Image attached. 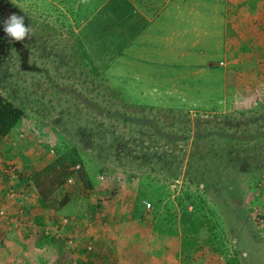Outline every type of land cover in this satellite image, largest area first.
Returning a JSON list of instances; mask_svg holds the SVG:
<instances>
[{"label":"rangeland","instance_id":"374dc122","mask_svg":"<svg viewBox=\"0 0 264 264\" xmlns=\"http://www.w3.org/2000/svg\"><path fill=\"white\" fill-rule=\"evenodd\" d=\"M1 2L31 32L12 41L8 16L0 27V94L24 109L0 145V204L37 223L41 197L71 201L44 226L61 253L14 246L11 264H116L124 242L163 251L161 264H264V0H226L228 61L185 76L173 61L175 90L96 56L85 24L102 0ZM23 215L12 232L29 233Z\"/></svg>","mask_w":264,"mask_h":264},{"label":"crops","instance_id":"0c3cea01","mask_svg":"<svg viewBox=\"0 0 264 264\" xmlns=\"http://www.w3.org/2000/svg\"><path fill=\"white\" fill-rule=\"evenodd\" d=\"M225 9L226 0H102L99 7L91 13L89 27L86 24L85 26L90 35V41L100 44V48L97 50L100 53L97 54L92 48L93 52L98 58L110 60L114 58L122 76L132 73L133 75L144 74L146 77L156 73L148 78L153 77L155 81L169 82L170 84L166 88L175 90L179 87L173 83L176 79L174 77L176 72L178 74L182 72L181 74L184 76L198 75L201 71L211 73L214 61L218 60V63L228 61L229 52L226 47V39L229 33L226 31ZM100 12H103L104 18H107L109 13H118L114 25H108L105 28L104 20H96L95 16ZM173 61L183 62L175 70L176 72L170 73L167 66L172 65ZM153 67H156L157 70ZM180 80L182 79L178 81ZM151 89H155V86ZM14 135L15 133L10 134L9 132L0 145ZM43 199L41 197L38 203ZM70 202L64 204L57 211L62 212L63 208L68 209ZM16 207L8 206L13 215L18 208ZM30 209L38 210L39 207ZM50 211L48 207L38 212L29 210L32 217L36 213L40 215L41 221L40 224L34 221V225H29L31 227L29 233L22 229L18 233L12 232L11 222H0V259L3 258L0 262L11 264L10 262L16 259L13 254L14 246H16L15 254L20 258L35 256L36 253L31 245H36L39 251L43 250L41 254H45L48 246L51 247L54 254L61 253L59 251H61L62 245L51 240L43 230L44 226H48L45 225L48 221L54 223L58 220L51 217ZM25 212V219L30 220L28 212L26 210ZM27 217L29 218L27 219ZM125 232L128 237L131 235L126 229ZM54 244L57 245L52 246ZM39 246L41 247L39 248ZM136 249L131 244L127 245L124 242V247L116 252V264L164 263L165 253L163 251V253L151 252L152 254L144 255ZM36 256L41 257L40 254Z\"/></svg>","mask_w":264,"mask_h":264},{"label":"trees","instance_id":"16d2710c","mask_svg":"<svg viewBox=\"0 0 264 264\" xmlns=\"http://www.w3.org/2000/svg\"><path fill=\"white\" fill-rule=\"evenodd\" d=\"M23 114L24 109L21 105L16 104L14 101L0 94V143L10 132L11 128L23 117ZM68 200L69 197L67 192H64L60 197H47L40 202V211H42V209L45 207H51L55 209L59 208L60 206L62 207L68 202ZM136 201H139V197H137ZM39 217L40 215H37L36 213V222L40 223L41 221ZM194 230H196V226L194 227Z\"/></svg>","mask_w":264,"mask_h":264},{"label":"built area","instance_id":"2783aa9c","mask_svg":"<svg viewBox=\"0 0 264 264\" xmlns=\"http://www.w3.org/2000/svg\"><path fill=\"white\" fill-rule=\"evenodd\" d=\"M18 168H19L18 165H16V164H11V165L6 166V167L4 168V170L7 171L8 174L11 175V177H15V176L18 174V170H20V169H18ZM67 181H68V182H72L73 179H72L71 177H69V178L67 179ZM24 193H25V192L15 193L13 190H11V191H9L8 195H9L10 197H16V198H19V199H23L24 197H26V195H25ZM144 202L146 203L147 207L150 206V202H148V201H144ZM24 212H25V209H24L22 206H19V207L16 209L15 213H14L15 215H13V212H11L5 204H0V222H2V221H8V222H11V223L14 224V225H17V224L20 223V222L17 221V220H20L21 217L25 216V215H23ZM16 216H17V217H16ZM19 217H20V218H19ZM18 218H19V219H18ZM16 219H17V220H16ZM58 222H59V223H67V222H68V219H67V217H63V218L61 217V218L59 219ZM26 224L29 226V225H32L33 222H32L31 220H26ZM33 225H34V224H33ZM54 227H57V225L54 226ZM44 228H45V233H50V232H49V229H48L47 227H44ZM56 231H57V230L55 229V233H54V234H56V236H59L60 233H59L58 231H57V232H56ZM68 242H69L71 245L74 244V241H73L72 238H69V239H68ZM86 247H87L88 249H91V248H92L91 245H86Z\"/></svg>","mask_w":264,"mask_h":264},{"label":"clouds","instance_id":"9594fccd","mask_svg":"<svg viewBox=\"0 0 264 264\" xmlns=\"http://www.w3.org/2000/svg\"><path fill=\"white\" fill-rule=\"evenodd\" d=\"M4 32L12 41H23L29 37L31 29L25 25L22 16L12 13L4 21Z\"/></svg>","mask_w":264,"mask_h":264},{"label":"flooded vegetation","instance_id":"af4514ba","mask_svg":"<svg viewBox=\"0 0 264 264\" xmlns=\"http://www.w3.org/2000/svg\"><path fill=\"white\" fill-rule=\"evenodd\" d=\"M2 4H3V3H2L1 0H0V27L3 25L2 23H3V21H4V18H5L6 16H8V17L10 16L9 12L11 11L10 7H9V8L4 7ZM1 31H2V29H1ZM1 31H0V32H1ZM1 35L4 36V34L0 33V36H1Z\"/></svg>","mask_w":264,"mask_h":264}]
</instances>
